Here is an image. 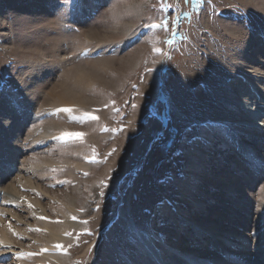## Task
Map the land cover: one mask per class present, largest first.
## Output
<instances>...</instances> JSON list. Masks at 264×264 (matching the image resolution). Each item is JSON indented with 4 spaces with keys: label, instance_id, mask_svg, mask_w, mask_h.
<instances>
[{
    "label": "rangeland",
    "instance_id": "1",
    "mask_svg": "<svg viewBox=\"0 0 264 264\" xmlns=\"http://www.w3.org/2000/svg\"><path fill=\"white\" fill-rule=\"evenodd\" d=\"M241 90L264 105V0H0V214L21 230L0 264H144L132 220L224 258L195 223L264 220Z\"/></svg>",
    "mask_w": 264,
    "mask_h": 264
},
{
    "label": "bare ground",
    "instance_id": "2",
    "mask_svg": "<svg viewBox=\"0 0 264 264\" xmlns=\"http://www.w3.org/2000/svg\"><path fill=\"white\" fill-rule=\"evenodd\" d=\"M238 94L239 97L236 98L235 100L237 102L236 103L237 108L243 111L246 114V116H248V119L234 120L230 122L236 125L248 126L252 130L263 129L264 105L256 106L251 99L247 98V95L245 94L244 90L238 91ZM231 179L229 178L228 180ZM4 186L6 187L4 188L6 191L4 198L6 199H3L2 197L3 202H7V201L16 202V200H19L18 198H21L20 196H17L20 193L16 194L17 192L16 187H14L12 183H9ZM224 187L229 189V187H231V184L224 185ZM239 188L238 190L241 195L249 194L248 193L249 189L248 190L243 189L244 187L241 186ZM231 189L229 190L231 191ZM244 206L245 205H243V207ZM4 212L7 214L8 211L4 209ZM5 213L0 214V246L3 247V249L6 248L12 251L14 250L15 246H18L17 243L15 242L16 239H14V235L19 234L21 230L19 231V229L16 227V224L13 226L12 223L7 222ZM12 215H13L12 219L16 221L17 214H12ZM246 215L247 214L245 215L243 214V216H245L248 219V216ZM229 221L230 222L228 223V225L225 226L224 228L222 227V229L219 228L220 227L219 225H221L220 223L219 224H215L214 222L211 223L210 220L207 219L205 220V218L203 219V221H199V222L196 221L199 224L198 223L194 224V227L196 228L195 232L197 233L198 236L201 235L200 236L201 242L202 241L207 242L208 239L210 238L209 240H211V242L213 243L215 242V244L225 249L226 255L224 256V258L217 253H215L216 256L214 255L203 258L205 255L197 254L198 252L197 250L189 251V248L180 247L179 244H181V242L179 243L177 242L178 247L173 246L175 244L173 245H170L169 243L167 244V241H165L162 236H161L162 239L160 238V242L164 241V243L168 245L167 250H171L173 252L172 261L175 262V264H264V220L259 219L258 223L254 225L256 227V229L254 228V230H252L253 226L251 228L250 222L248 223L244 222V218L242 220H236L234 222L232 220ZM66 224L69 223L67 222ZM238 228L240 229L238 230ZM129 229L133 241L137 244V247L139 248L138 252L143 257H145L144 264H168L163 254L164 253L163 248L161 250H158L156 247H154L155 245L154 246L151 245V241L147 237V235H149L147 231L139 229L136 226L134 220H132L131 224H129ZM45 230L48 231V237L53 238L51 241L67 240V236L63 233L62 228L58 229V231H55L51 229L50 225L46 224ZM221 242H224L226 245L222 244ZM198 244L200 245L201 243L199 242ZM46 256L50 259H54L56 262H59L61 258L66 257L60 254L59 255L47 254ZM7 257L8 255H6L4 251L2 252L0 251V263H2L4 259Z\"/></svg>",
    "mask_w": 264,
    "mask_h": 264
},
{
    "label": "snow or ice",
    "instance_id": "3",
    "mask_svg": "<svg viewBox=\"0 0 264 264\" xmlns=\"http://www.w3.org/2000/svg\"><path fill=\"white\" fill-rule=\"evenodd\" d=\"M157 51H159V49H157ZM63 111H71V109L66 108V109H63ZM91 118L92 119H98V117H95V116H93ZM0 123H2V122H0ZM61 135H62V137L63 136H76V137H80V136H83L85 134H82V133H67V132H65V133H62ZM29 207H32V205H29ZM40 218L41 219H45L44 217H40ZM72 219H76V218L75 217H72ZM57 222L59 223L60 221H57ZM9 227H11V226H9ZM30 230H32V231H40L39 229H30ZM66 234H68V233H66ZM56 247L57 248H62L63 246L62 245H56ZM42 251H46V249L45 250H42Z\"/></svg>",
    "mask_w": 264,
    "mask_h": 264
}]
</instances>
